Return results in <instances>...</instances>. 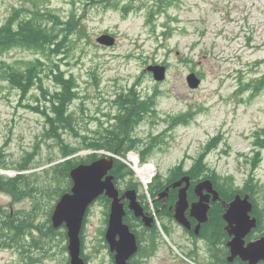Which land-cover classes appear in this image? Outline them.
Here are the masks:
<instances>
[{
	"label": "rangeland",
	"instance_id": "374dc122",
	"mask_svg": "<svg viewBox=\"0 0 264 264\" xmlns=\"http://www.w3.org/2000/svg\"><path fill=\"white\" fill-rule=\"evenodd\" d=\"M155 3L159 1L0 0V25L12 10H20L19 14L37 10L68 23V38L62 42V48L66 42L64 55L56 61L65 77L72 74L76 80V97L70 111L75 116L77 129L76 134L69 129L62 131L65 146L77 148L83 141L88 142L90 138L83 140V136H92L88 130L98 128L92 118L106 119L103 113H115L114 94L139 81L138 89L144 96L155 90L159 94L155 114L147 116L134 131L136 137L144 141L156 135L162 137L154 151L141 162L150 164L153 178L161 174L164 179L170 168L180 163L187 168L211 138L219 137L217 148L205 161L221 179L232 175L236 186H242L248 178L252 159L259 152V166L253 173L259 191L249 195L256 197V207L264 209V148L253 145L256 137H264V88L251 100L249 91L239 93L241 81L252 82L264 77V0H178L148 21V10H157ZM112 4L133 8L124 13ZM106 34L114 37L113 45L97 41ZM39 53L33 48L12 49L4 53L2 59L22 62L39 57ZM156 64L167 67L166 77L161 82L144 70ZM192 72L202 79L196 89L189 88L186 81ZM43 87L51 92L56 89L46 77ZM33 96L39 98L38 103ZM42 101L35 89L22 97L5 83L0 88V148L11 167L3 171H7L6 175H15L18 171L14 167L23 157L30 156V169L23 171L29 176L28 187L19 186L17 199L0 190V213L3 209L8 211L0 216V223L11 217L18 220L17 226L22 225L21 230L18 227L8 230L0 224V264H27L25 251L31 242L24 240L22 231L28 228L30 221L47 226V218L62 188L45 173L46 168L63 159L61 145L44 136L43 115L24 107L25 104L40 106ZM188 111L195 118L188 125H174L175 116ZM171 121L173 127L166 128V123ZM89 152L81 150L74 157ZM133 152L140 156L138 151ZM105 153L106 157L117 158L115 154ZM129 154L119 158L127 164ZM133 176L139 183V202L151 216H158L149 194L153 178L143 184L144 180L140 182L134 170ZM127 180L128 177L120 179L118 187L124 190ZM30 188L33 191L28 192ZM158 198L168 205L164 197ZM125 207L128 209L127 201ZM105 211V204L99 200L89 208L83 230L84 253L90 256L89 264H111L109 249L103 245L101 237L107 224ZM258 216L264 218V211ZM153 222L158 230L154 235L156 250L144 264H216V256L224 254L222 243L210 246L205 240L192 239L173 219L157 217ZM137 229L143 231L141 226ZM41 230L44 232L43 228ZM13 235L17 251L8 245ZM24 242L27 246H23ZM55 242L52 254H41L36 264L66 263L67 242L62 239ZM192 248L195 253H190ZM187 253L191 254L189 258L185 257Z\"/></svg>",
	"mask_w": 264,
	"mask_h": 264
},
{
	"label": "trees",
	"instance_id": "16d2710c",
	"mask_svg": "<svg viewBox=\"0 0 264 264\" xmlns=\"http://www.w3.org/2000/svg\"><path fill=\"white\" fill-rule=\"evenodd\" d=\"M158 1L159 3H155L157 10L154 11L152 8L148 10V21H150V18L152 19L157 13L166 11L168 5L173 4L174 1L178 0ZM112 6L117 7L124 13H127L129 9L133 8L132 5H123L121 7L112 4ZM19 11L20 10H12L0 25V88L3 83H5L9 87L15 89L17 93H20L22 97H25L33 89L41 95V98L43 99L42 102H44L43 105L39 104L40 106H38V104H36L31 106L25 104L24 107L43 115L45 123L44 136L55 140L61 145L60 150L63 159L57 161L45 170V173L50 177V181H54L53 183L58 182L59 187H62L60 190L58 189L59 193L57 202L61 195L68 192L72 186L70 172L81 163H90L102 157L100 151L110 152L120 157L135 150L139 152L140 162H144L146 157L151 154L161 142L162 137L161 135H156L151 137L150 140L144 141V139L136 137L134 131L147 116L155 114L157 108L156 98L159 96L158 90H155L150 95L144 96L138 89L139 81L137 80L138 82H133L128 88L116 92L112 99V105L117 111L115 113H103V117L106 119L98 117L92 118V120L98 124V128H95V130H88L92 136H83V140H86V138L89 137V141L85 142V144L83 141V144L77 148H73L70 145L65 146L61 136L62 131L69 129L76 134L75 130L77 129V126L76 129L74 126L76 121L75 116L70 111L71 103L76 97V80L72 74L69 77H65L59 69L60 63L56 61H60L62 58L58 57L64 55L66 42L63 44L64 49L62 48V42L64 38H68V23L60 20L56 15H44L37 10L34 12L25 10L22 14H19ZM49 20L51 21L50 23L44 22ZM20 48L26 50L28 48L38 49L40 55L39 57L30 60L15 63L2 59L4 53L11 51L12 49ZM66 50H68V47ZM44 77L50 79L56 85L55 90H52L51 92L43 87ZM240 85L241 89L239 90V93L243 94L245 91H249L248 99L251 100L258 96L264 88V77L252 80V82L246 81L244 83L241 81ZM34 99L36 103L39 102L37 96H35ZM194 118V114L188 111L176 115L174 118L175 120L173 121H175L174 125L185 126ZM173 121L167 122L166 128L169 127V129H171L173 127L171 125ZM219 139V137L211 138L203 147L202 151L193 158L191 164L187 168L183 166V163H180L179 165L170 168L164 179L161 178L160 174L155 176L149 184V194L153 200V206L158 215L157 217H165L168 219H173L172 215L169 213V207L162 209V199L158 198V196L164 192L166 187H169L166 197L167 204H170L172 207L177 200L178 187L172 188L170 185L179 181L182 177L188 176L189 178L190 186L187 192V199L190 202L192 198H194V187L199 182L209 181L212 184L213 189L217 192L219 200L222 201V203L215 202L211 205L208 212V222L202 224L199 237L194 234L193 230L191 231L192 233H188L189 230H183L188 237L195 240L202 238L207 243H210V246L225 242L223 239V237H225L223 235V206H221L223 205V201L229 203L233 200L236 194L243 195L246 193L249 195L256 193L257 190L259 191L257 181L254 180L253 175L259 166L261 158L259 152H256L253 157L251 173H249L248 178L244 181L242 186L234 185L235 181L232 175L226 176L227 178L225 179H221L219 173L207 164L205 158L212 150L217 148ZM253 145H255V147L258 146L259 148H264V137H256ZM81 150H90V152L82 157H74ZM5 158V153L0 148V190L12 194L16 198L19 186L27 188L29 185V176L28 174H24L23 171L30 169L28 163L30 156L27 155V157L22 158V162L14 167L19 173L16 172L15 175L11 174V176L6 175L7 171H3L11 168L7 165ZM110 173L114 175V182L120 193L127 189H135L136 192L139 190V183L135 180L133 171L119 158L114 159L113 168ZM124 177H128V180L125 189L122 190L118 187V182ZM27 190L30 192L33 191V188ZM98 200L102 201L106 206V217L104 222L107 223L110 200L104 195L100 196L96 201ZM250 201L253 204V214L260 211V214L263 215L264 209L262 207H254L256 197H250ZM2 212L3 213H0V216L8 213L5 209H3ZM88 213L89 210L87 216ZM51 215L52 213L47 218V226L33 224L32 221H30L28 228L22 231L24 240L31 242L28 245L29 249L25 251L28 256L27 264H36L37 260H40L41 254L43 253L45 254L48 252L49 254H52L56 247V239H62L67 242L66 229L63 226L54 228L51 222ZM87 216L85 222L87 221ZM37 218L38 215L34 218L35 221ZM124 222L129 226L130 230L135 233L138 243V251L129 262L130 264H144L146 259L156 250L154 235L158 234L157 227L154 222H152L151 226H145L141 221V218L135 217L133 212L128 209H126ZM17 223L18 220L8 217L5 218V220H2L0 224L5 226L8 230L15 229L16 227L21 230L22 225L18 224L17 226ZM137 226H141L143 231H139ZM42 228L44 229V232L41 233ZM104 231L105 226L101 232V237L104 242L103 245L108 248L103 238ZM214 237L216 238L215 240H213ZM81 242L82 256L86 263L89 264L90 256L84 253V231L81 233ZM8 245L11 249L17 251L18 247L14 235L8 240ZM23 246H27V243L24 242ZM66 246L67 244L64 247L65 249ZM192 251L195 253L193 248L190 253H192ZM190 253H187L185 257L189 258L191 256ZM110 256L111 264H113V257L111 254ZM137 256H139V258H136ZM216 257V264H222L219 256ZM68 259L69 258H67L66 263L68 262ZM192 260L195 259L192 258ZM223 262L227 264L225 259Z\"/></svg>",
	"mask_w": 264,
	"mask_h": 264
},
{
	"label": "water",
	"instance_id": "95a60500",
	"mask_svg": "<svg viewBox=\"0 0 264 264\" xmlns=\"http://www.w3.org/2000/svg\"><path fill=\"white\" fill-rule=\"evenodd\" d=\"M97 41L111 46L114 44V37L106 34L100 36ZM144 70L150 72L158 82L166 77L167 69L162 64L149 65ZM186 81L191 89H196L201 83V79L193 72L187 75ZM113 164L112 157L102 156L90 163H81L70 172L72 181L70 191L61 195L51 215L54 228L64 226L66 229L69 258L67 264H87L82 256L81 233L88 209L102 195L110 200L104 240L109 251L113 253L114 264H130L129 260L138 251L136 235L124 222L125 201L128 202V210L132 211L135 217L141 218L145 226H151L153 222V218L144 212L138 202L135 189H127L120 193L114 182V175L110 173ZM189 184L188 176H184L170 185L172 188L178 187L177 200L172 206V217L186 230H191L188 216L194 218L197 224L193 232L198 235L201 224L207 221L209 202L219 200V196L209 181H203L193 190L198 200L190 203L187 199ZM167 191L169 187L159 195L164 197L163 201L167 197ZM224 205L222 217L227 222L225 229L232 236L227 244L231 258L239 256L248 264L264 259V238L245 245L244 237L256 226V219L251 216L253 204L248 194L243 196L236 194L232 201Z\"/></svg>",
	"mask_w": 264,
	"mask_h": 264
},
{
	"label": "flooded vegetation",
	"instance_id": "af4514ba",
	"mask_svg": "<svg viewBox=\"0 0 264 264\" xmlns=\"http://www.w3.org/2000/svg\"><path fill=\"white\" fill-rule=\"evenodd\" d=\"M198 75V74H197ZM190 186V184H189ZM166 200V203H167V199ZM198 200V197L195 196L194 194V198H192L191 202H194V201H197ZM215 202H218V203H221L222 201L220 200H217V201H210L209 202V205L211 207L212 204H214ZM225 204V203H224ZM222 205L223 206V209L225 207V205ZM169 205V206H168ZM167 206L163 203V206H162V209L164 208H168L169 210V213L172 215L173 211H172V207L170 204H168ZM257 205V204H256ZM256 205L254 204V207H256ZM166 206V207H165ZM259 207V206H258ZM210 210V208H209ZM209 212V211H208ZM260 211H257L256 214H253V211L251 213L252 216H254L256 218V226L254 228L251 229V231L244 237V240H245V245L249 242H254V241H258L260 240L261 238H264V218H261L259 217ZM188 219L190 220V226H191V230H189L188 233H192L191 231L193 230V227L197 224L196 220L192 217H189L188 216ZM207 222H208V216H207ZM206 222V223H207ZM227 222L224 221V226H223V230H224V236L223 239H224V243H222L221 245H223V247H225V251H224V254L223 256H219V259L221 261L222 264H225L223 262V260L225 259L227 264H248L247 261H243L239 256H234L231 258V252H230V248L228 247V242L231 240L232 236L229 235L228 231L225 229V226H226ZM179 227H181L180 225H178ZM183 229V227H181ZM201 228H202V224L199 228V233H198V237L200 236V233H201ZM184 230V229H183ZM185 231V230H184ZM201 240H204L202 238H200ZM216 238L214 237L213 240H215ZM196 251V250H195ZM254 264H264V259H258Z\"/></svg>",
	"mask_w": 264,
	"mask_h": 264
},
{
	"label": "built area",
	"instance_id": "2783aa9c",
	"mask_svg": "<svg viewBox=\"0 0 264 264\" xmlns=\"http://www.w3.org/2000/svg\"><path fill=\"white\" fill-rule=\"evenodd\" d=\"M127 164L137 173L140 182L144 180V182H142L143 184H146L147 182H149L151 177L153 176V172H152L153 169L148 163L144 164L142 167H139L137 164V161H134L129 156V162ZM140 170H143V173H141Z\"/></svg>",
	"mask_w": 264,
	"mask_h": 264
},
{
	"label": "bare ground",
	"instance_id": "6f19581e",
	"mask_svg": "<svg viewBox=\"0 0 264 264\" xmlns=\"http://www.w3.org/2000/svg\"><path fill=\"white\" fill-rule=\"evenodd\" d=\"M131 158L134 160V161H136V157L135 156H131ZM143 169H145V168H143ZM153 205V200L151 199V206Z\"/></svg>",
	"mask_w": 264,
	"mask_h": 264
}]
</instances>
